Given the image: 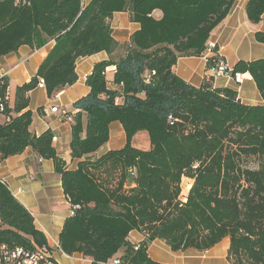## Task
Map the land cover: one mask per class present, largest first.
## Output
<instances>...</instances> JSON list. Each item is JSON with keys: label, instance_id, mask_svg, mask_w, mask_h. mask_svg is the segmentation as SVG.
Masks as SVG:
<instances>
[{"label": "trees", "instance_id": "16d2710c", "mask_svg": "<svg viewBox=\"0 0 264 264\" xmlns=\"http://www.w3.org/2000/svg\"><path fill=\"white\" fill-rule=\"evenodd\" d=\"M236 1L0 0V59L23 45L55 42L37 75L16 87L14 106L8 100L0 114L10 119L0 121V165L27 147L55 162L74 207L59 238L63 253L108 264L125 250L120 264H162L148 253L157 239L174 252H205L229 237L230 264H264V105H246L237 91L207 82L192 86L174 72L181 57H203ZM246 10L251 23H260L264 0H249ZM126 12L140 29L121 44L112 21ZM257 40L264 43V34ZM101 52L109 60L95 65L89 94L74 104L70 155L78 166L69 170L53 132H31L30 93L43 79L48 97L56 98L78 82V59ZM110 67L116 68L112 83ZM237 73H250L264 101V59L239 62ZM8 92L9 80L1 77L0 96ZM114 122L123 126L126 145L94 159L111 140ZM143 131L148 150L132 143ZM183 177L195 179L187 203L180 199ZM133 231L146 240L129 242ZM3 244L49 248L32 214L0 179Z\"/></svg>", "mask_w": 264, "mask_h": 264}, {"label": "crops", "instance_id": "0c3cea01", "mask_svg": "<svg viewBox=\"0 0 264 264\" xmlns=\"http://www.w3.org/2000/svg\"><path fill=\"white\" fill-rule=\"evenodd\" d=\"M249 0H237L228 17L211 33L208 44L217 49L218 54L229 65L231 70L241 62H251L264 59V43L257 40V34H264V14L260 23H251L247 16ZM129 12L116 13L112 21L115 39L123 44L130 42L131 36L140 29V25L131 21ZM161 17V13L156 14ZM51 42L41 49L22 46L17 52L0 59V78L8 73L9 104L14 106L16 87L28 83L37 75V72L54 47ZM106 52L80 58L76 64L78 82L66 88L56 98L50 99L46 89L37 88L30 93L28 110L33 112V123L30 128L34 135L40 136L51 130L54 134L53 146L69 170H76L77 160H72V122L63 121L50 112L54 106H62L75 114L74 104L90 92L86 85L87 78L94 71L96 64L109 60ZM115 67L107 71L108 79L112 83ZM174 72L192 86L200 87L205 82L214 88H229L237 91L242 102L249 106L264 105L262 96L250 73L242 74L244 80L237 84L232 76L214 79L209 71L208 63L203 57L184 56L178 60ZM42 108V112L38 110ZM16 114H13L15 117ZM5 116L0 115L1 122H8ZM111 140L92 157L99 158L111 150L122 149L126 143V134L119 122L110 125ZM136 137L133 145H136ZM138 148V147H137ZM148 150V149H147ZM0 179L7 185L15 199H17L34 217V222L44 233L48 247L53 251L52 260L58 264H92L80 254L68 256L60 247V235L68 218L73 216L74 207L66 196L62 178L56 173L53 160L38 159L33 150L28 148L23 154L10 157L0 165ZM130 186V185H128ZM133 187V185H132ZM147 236L144 233L133 231L129 242L143 243ZM230 248V238L224 239L211 250L198 252L194 249L174 252L162 240L157 239L149 246L148 253L152 260L162 264H230L227 260ZM125 250H122L115 259H119Z\"/></svg>", "mask_w": 264, "mask_h": 264}, {"label": "built area", "instance_id": "2783aa9c", "mask_svg": "<svg viewBox=\"0 0 264 264\" xmlns=\"http://www.w3.org/2000/svg\"><path fill=\"white\" fill-rule=\"evenodd\" d=\"M214 49V46L208 44V48L203 55L207 63L213 59V64L209 67L212 77L214 79H220L232 76L237 84H241L244 80V76L241 73L234 75L233 70H231L226 61L220 57L218 52L216 53ZM7 75L8 73H5L2 77H7ZM38 88L45 89V82L43 79L40 80ZM8 100L9 92L5 97L0 96V114L5 112ZM50 112L63 121L73 122L74 114L65 107L54 106L50 109ZM134 172V170H130V173L134 174ZM52 255L53 251L47 247L36 248L31 252L22 247L10 248L3 244V246L0 247V264H54ZM108 264H120V261L115 260L113 263Z\"/></svg>", "mask_w": 264, "mask_h": 264}, {"label": "rangeland", "instance_id": "374dc122", "mask_svg": "<svg viewBox=\"0 0 264 264\" xmlns=\"http://www.w3.org/2000/svg\"><path fill=\"white\" fill-rule=\"evenodd\" d=\"M136 145L139 149L147 150L150 148V137L148 132H141L136 136ZM195 183V179L190 177H183L182 183H181V195L180 199L182 203H187L188 197L190 195L191 189ZM132 186H128L127 189H131ZM226 239V238H225Z\"/></svg>", "mask_w": 264, "mask_h": 264}]
</instances>
